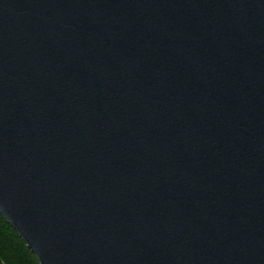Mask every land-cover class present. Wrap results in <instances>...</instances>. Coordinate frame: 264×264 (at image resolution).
Listing matches in <instances>:
<instances>
[{"label":"water","instance_id":"1","mask_svg":"<svg viewBox=\"0 0 264 264\" xmlns=\"http://www.w3.org/2000/svg\"><path fill=\"white\" fill-rule=\"evenodd\" d=\"M0 214L40 264H264V0H0Z\"/></svg>","mask_w":264,"mask_h":264},{"label":"trees","instance_id":"2","mask_svg":"<svg viewBox=\"0 0 264 264\" xmlns=\"http://www.w3.org/2000/svg\"><path fill=\"white\" fill-rule=\"evenodd\" d=\"M0 264H40L37 257L1 214Z\"/></svg>","mask_w":264,"mask_h":264}]
</instances>
